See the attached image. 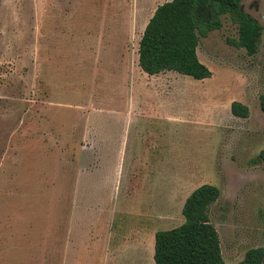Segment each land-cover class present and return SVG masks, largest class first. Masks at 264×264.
<instances>
[{"label": "rangeland", "instance_id": "1", "mask_svg": "<svg viewBox=\"0 0 264 264\" xmlns=\"http://www.w3.org/2000/svg\"><path fill=\"white\" fill-rule=\"evenodd\" d=\"M165 1H1L0 264H155L151 236L204 184L225 264L264 247V0L242 2L254 55L228 17L200 38L203 81L139 66Z\"/></svg>", "mask_w": 264, "mask_h": 264}, {"label": "trees", "instance_id": "2", "mask_svg": "<svg viewBox=\"0 0 264 264\" xmlns=\"http://www.w3.org/2000/svg\"><path fill=\"white\" fill-rule=\"evenodd\" d=\"M2 0H0L1 3ZM243 0H171L157 7L139 42V66L149 76L175 72L203 81L212 76L198 56L200 38L223 26L228 17L238 27L237 48L254 55L262 25L243 10ZM264 113V95L260 96ZM235 117L248 118L250 109L241 102L231 104ZM264 163V149L252 162ZM212 184L195 189L186 199L183 224L155 233V264H225L221 240L211 220V208L221 198ZM237 264H264V247L248 250Z\"/></svg>", "mask_w": 264, "mask_h": 264}, {"label": "crops", "instance_id": "3", "mask_svg": "<svg viewBox=\"0 0 264 264\" xmlns=\"http://www.w3.org/2000/svg\"><path fill=\"white\" fill-rule=\"evenodd\" d=\"M168 1H171V0H167V1H165V2H168ZM165 2H163V3H165ZM163 3H161V4H163ZM161 4H160V5H161ZM137 160H139V161H137V162L133 161L132 164H134V163H136V164H140V165L144 164V162L141 161L140 159H137ZM74 241H75V239H74ZM74 241L72 240V243H67V246H69V247H70L71 245L75 246ZM74 251H75V250H74ZM80 251H81V250H77V252H80ZM154 252H155V233L151 236V254H152V256H154ZM70 255H71V254H69V256H70ZM67 256H68V255L65 256V259H67ZM74 256H76V255H74ZM74 256H73V257H74ZM78 257H79V259L82 258L81 255H79ZM74 258H75V257H74ZM73 263H74V264H77V263L81 264V262H77V260H75ZM84 264H85V263H84Z\"/></svg>", "mask_w": 264, "mask_h": 264}]
</instances>
